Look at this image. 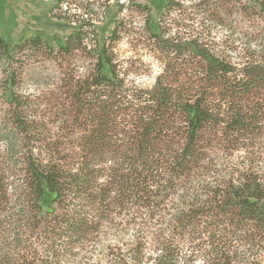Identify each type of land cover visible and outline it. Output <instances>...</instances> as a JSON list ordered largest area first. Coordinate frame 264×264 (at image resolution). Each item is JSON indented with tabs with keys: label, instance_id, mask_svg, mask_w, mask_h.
<instances>
[{
	"label": "trees",
	"instance_id": "trees-1",
	"mask_svg": "<svg viewBox=\"0 0 264 264\" xmlns=\"http://www.w3.org/2000/svg\"><path fill=\"white\" fill-rule=\"evenodd\" d=\"M51 1L93 16L91 0ZM237 6L264 18V0L177 3L187 34L151 36L167 61L147 88L126 84L106 47H86L91 21L58 49L92 56L85 74L27 94L5 70L0 264H264L262 32L244 34L240 65L207 40ZM12 52L0 38V60Z\"/></svg>",
	"mask_w": 264,
	"mask_h": 264
},
{
	"label": "rangeland",
	"instance_id": "rangeland-1",
	"mask_svg": "<svg viewBox=\"0 0 264 264\" xmlns=\"http://www.w3.org/2000/svg\"><path fill=\"white\" fill-rule=\"evenodd\" d=\"M170 2L172 5L165 7ZM194 2L196 0H91L93 16L82 18V10L74 5L57 8L51 0H0V38L13 51L11 66L0 60V86L6 69L17 72L16 86L27 94L56 90L65 83L67 74H85L94 63L92 56L76 51L64 60L58 55V49L74 29L80 26L84 29L85 23L91 21L94 38L87 39L86 47L100 50L106 47L121 73L127 74L121 75L126 84L150 87L163 72L167 61L151 36L165 29L170 36L173 32H180L185 37L184 27L174 26L175 18L182 20V25L189 24L184 20L185 16L181 17L176 4L181 5V10H186ZM226 20L224 25L212 27L213 33L207 40L216 52L240 65L239 52L244 48V34L255 36L262 32L264 41V18L248 20L237 6ZM195 26L200 28L199 24ZM35 37H40L46 44L21 49L25 42ZM231 44L236 51L231 49ZM3 116L0 107V121ZM261 127L262 136L256 144L263 147L264 124ZM7 131L10 144L15 140L19 146L12 128ZM6 149V142L1 141L0 151L5 152Z\"/></svg>",
	"mask_w": 264,
	"mask_h": 264
}]
</instances>
